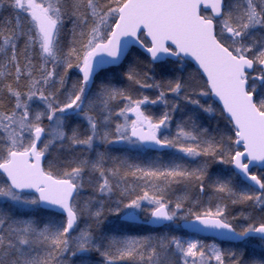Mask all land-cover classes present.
Segmentation results:
<instances>
[{
  "label": "snow or ice",
  "instance_id": "snow-or-ice-1",
  "mask_svg": "<svg viewBox=\"0 0 264 264\" xmlns=\"http://www.w3.org/2000/svg\"><path fill=\"white\" fill-rule=\"evenodd\" d=\"M0 264H264V0H0Z\"/></svg>",
  "mask_w": 264,
  "mask_h": 264
},
{
  "label": "rangeland",
  "instance_id": "rangeland-1",
  "mask_svg": "<svg viewBox=\"0 0 264 264\" xmlns=\"http://www.w3.org/2000/svg\"><path fill=\"white\" fill-rule=\"evenodd\" d=\"M225 246H227V245H225Z\"/></svg>",
  "mask_w": 264,
  "mask_h": 264
}]
</instances>
